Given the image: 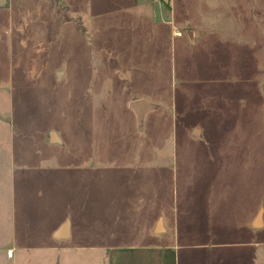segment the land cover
Segmentation results:
<instances>
[{
	"label": "rangeland",
	"instance_id": "obj_1",
	"mask_svg": "<svg viewBox=\"0 0 264 264\" xmlns=\"http://www.w3.org/2000/svg\"><path fill=\"white\" fill-rule=\"evenodd\" d=\"M148 1L0 0V264H109L113 246L172 244L152 216L209 215L201 180L222 232L180 234L176 264H264V228L234 245L244 214L264 220V0H173L181 38ZM138 99L157 106L143 127ZM64 218L71 238L55 240Z\"/></svg>",
	"mask_w": 264,
	"mask_h": 264
},
{
	"label": "crops",
	"instance_id": "obj_2",
	"mask_svg": "<svg viewBox=\"0 0 264 264\" xmlns=\"http://www.w3.org/2000/svg\"><path fill=\"white\" fill-rule=\"evenodd\" d=\"M130 2L131 3L129 5H135V7H137L136 5L138 4V0H130ZM156 2L159 3L158 0H152L153 4H155ZM142 3L145 5H148L149 1L148 0H142ZM159 4H161V3H159ZM161 6L162 5H159L158 8H161ZM169 7H170V10L167 13V15L169 17H171L172 19L163 23V24L170 25L171 23H174V24H176V26H178L180 29L183 30V26H185V24L183 22L177 20V18L175 16L173 0H169ZM186 33L190 39L195 41L196 34L194 33V31L192 29L187 30ZM202 35H204V34L202 33ZM138 100H141V99H138ZM147 114L145 115L144 122L147 118ZM136 120H137V118H136ZM144 122H143L142 127L144 126ZM11 153H14V151L12 149H11ZM22 157H23V160L25 161L24 165L26 164L29 167L26 169H22L21 172L19 171L17 173V178H18V183H19L18 185L22 184V189H24L25 185H23V184H25L26 178L29 177L28 174H32L31 173L32 171L30 170L32 168H30V165L28 164V161L31 158L25 157V156H22ZM5 159H7V161L9 160V162H10V159L13 162L15 161L14 155L5 156ZM41 159L45 160V158H41ZM12 161H11V163L14 164ZM45 165H46V163L44 164L42 162H38V166L41 169L40 171H43L46 173V171L49 169H46V168L43 169V167ZM217 168H218V165L216 166V169ZM215 172H216V177H217L218 173H217V171H215ZM206 173H207V170H204V172H201L200 175L203 177V175L205 176ZM9 174H10V172L7 173L8 180H9V176H10V183L12 184L13 191L16 192L15 170L12 169L11 174L10 175ZM22 175L27 176V177L22 179ZM20 178L22 180H20ZM205 181L206 180L200 181V186H203V190L200 192V196H198V198H197L198 201L197 200L196 201L197 202H199V201L206 202L207 201L208 205L210 204L209 215L204 214L203 212H201V209H200L199 213L194 212L192 214H188V215L183 214L182 216H180L178 214V211H176L174 208L173 219L172 220H166L164 218L165 216H164L163 212H159V213L155 214L154 216H152V220H151L152 221V224H151L152 225V229H151L152 235L156 236V237H160V236H166L169 234H173L174 242L171 244V243H166L164 241L161 243H153V244H148V245L144 244V245L138 246V247L137 246H122V245L113 246V247L109 248V256H108L109 264H176V261H177L176 260V254H177L176 252L181 247L177 243V241L180 239V237H182L181 235H184V238L185 237L187 238L186 235H189V237L191 239H193L192 235H195V234L198 235V238L204 237L203 235H209L210 236L209 238L213 239V238H215V236L218 233H221L222 231L220 230V226L222 225L223 221L221 219H219L221 217L217 216L216 212H214L212 210V204H211L213 201H216V199L212 195L203 194V191H204L205 187L207 186V184L204 183ZM232 181H233V178L230 179V182H232ZM209 187H210V185H209ZM27 194H29V193L28 192H26V194L23 193L24 196H22V198L18 197L19 200H17V201L15 198V201L13 200V203H15V202L17 203L20 200L24 199L26 201V203L30 204L31 201L28 199L29 197H27V196H29V195H27ZM25 195H27V196H25ZM230 198L235 199L234 195L231 196ZM230 198H227V199H230ZM222 199H224V198H222ZM220 200H221V198H220ZM187 203H189V202L187 201ZM215 210H216V208H215ZM196 213H197V216H196ZM20 220H21V222L23 220H26V223H28L27 222L28 221L27 216L25 215V213H24V216H21ZM67 222H68L67 228L64 229V226ZM231 224L236 225V221L232 220ZM241 225H242V228H240L239 231L237 229V231L235 233V236H237V237H236V241L234 242V245L245 247V246L254 244L253 242H251V240H249V236L255 230H259V229L264 228L263 210L258 208L256 212H251L248 216H247V214H244L242 216ZM13 228L15 230V231H13V229H12L13 234H14L16 232V225L13 226ZM24 230L26 231L27 228ZM52 236L55 240H65V239L71 238V222L68 219L64 218L53 229ZM209 245L213 246V244H203V246H209ZM9 250H13V247L12 248L9 247L7 249V251H9ZM8 259L9 260L14 259V255L12 258H8Z\"/></svg>",
	"mask_w": 264,
	"mask_h": 264
},
{
	"label": "water",
	"instance_id": "obj_3",
	"mask_svg": "<svg viewBox=\"0 0 264 264\" xmlns=\"http://www.w3.org/2000/svg\"><path fill=\"white\" fill-rule=\"evenodd\" d=\"M60 75H61V73H59V78H60ZM59 78H58V80H59ZM129 108L135 112L136 118H137V123L140 127H142L145 115L148 112L155 110L157 108V106L151 104L150 102H148L145 99H141V100L132 101L129 104ZM51 143H61L60 139L58 138V136L55 133L52 134ZM67 225H68V222L65 224L64 229L67 228Z\"/></svg>",
	"mask_w": 264,
	"mask_h": 264
},
{
	"label": "built area",
	"instance_id": "obj_4",
	"mask_svg": "<svg viewBox=\"0 0 264 264\" xmlns=\"http://www.w3.org/2000/svg\"><path fill=\"white\" fill-rule=\"evenodd\" d=\"M171 29L173 31V34L178 37L181 38L183 36V33L177 28V26L175 24L171 25ZM14 255L13 250H9L7 251V257L8 258H12Z\"/></svg>",
	"mask_w": 264,
	"mask_h": 264
},
{
	"label": "trees",
	"instance_id": "obj_5",
	"mask_svg": "<svg viewBox=\"0 0 264 264\" xmlns=\"http://www.w3.org/2000/svg\"><path fill=\"white\" fill-rule=\"evenodd\" d=\"M53 1H60V0H53ZM164 4H166L167 8H169V0H162Z\"/></svg>",
	"mask_w": 264,
	"mask_h": 264
}]
</instances>
